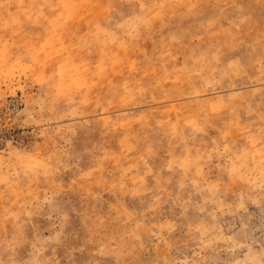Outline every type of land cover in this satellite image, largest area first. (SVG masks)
<instances>
[{
	"label": "rangeland",
	"instance_id": "rangeland-1",
	"mask_svg": "<svg viewBox=\"0 0 264 264\" xmlns=\"http://www.w3.org/2000/svg\"><path fill=\"white\" fill-rule=\"evenodd\" d=\"M0 264H264V0H0Z\"/></svg>",
	"mask_w": 264,
	"mask_h": 264
}]
</instances>
